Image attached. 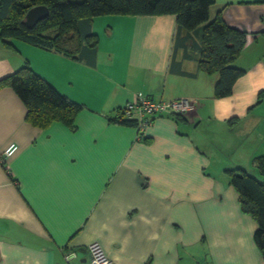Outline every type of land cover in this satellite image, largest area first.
Returning <instances> with one entry per match:
<instances>
[{
  "label": "crops",
  "instance_id": "1",
  "mask_svg": "<svg viewBox=\"0 0 264 264\" xmlns=\"http://www.w3.org/2000/svg\"><path fill=\"white\" fill-rule=\"evenodd\" d=\"M219 11L247 34L235 63L246 73L221 99L217 76L199 72L191 46L193 60L174 54L172 15L119 16L102 33L93 22L95 67L0 40V80L28 61L85 106L75 131L60 123L40 130L14 91L0 90V264H87L94 242L112 264H264L257 224L226 175L258 176L254 161L264 155V0H216L210 18ZM139 93L196 105L178 123L159 118L139 135L111 122ZM10 144L19 150L3 166Z\"/></svg>",
  "mask_w": 264,
  "mask_h": 264
},
{
  "label": "trees",
  "instance_id": "2",
  "mask_svg": "<svg viewBox=\"0 0 264 264\" xmlns=\"http://www.w3.org/2000/svg\"><path fill=\"white\" fill-rule=\"evenodd\" d=\"M216 0H0V40L11 46L20 41L41 50L54 52L69 59L95 67L98 59L99 36L93 22L103 16H168L176 17L174 54L188 47L194 50L199 72L217 76L214 96L232 95L236 82L246 71L235 63L246 46L247 34L229 27L219 11L210 18ZM45 6L49 17L33 28L23 21L34 7ZM195 36L199 42L195 41ZM264 38V31L262 32ZM11 88L26 107V121L32 127L46 130L60 123L75 131L76 120L85 106L62 94L53 84L39 75L26 61L14 73L0 80V90ZM159 102L151 96L137 94ZM162 101V100H161ZM164 101V100H163ZM170 118L177 123L182 116ZM159 119V118H158ZM156 120V119H155ZM111 122L126 127L136 126L118 115ZM141 137V136H140ZM142 138V137H141ZM3 158V156H2ZM1 163L5 166V160ZM255 176L242 168L228 169L229 184L238 194L241 211L257 224L254 242L264 258V155L254 161ZM11 175V174H10Z\"/></svg>",
  "mask_w": 264,
  "mask_h": 264
},
{
  "label": "built area",
  "instance_id": "3",
  "mask_svg": "<svg viewBox=\"0 0 264 264\" xmlns=\"http://www.w3.org/2000/svg\"><path fill=\"white\" fill-rule=\"evenodd\" d=\"M195 105L194 100L187 98L156 102L150 98L138 95L120 109L119 115L124 120L134 122L139 135H141L153 125L155 119L178 115L184 116L193 111ZM18 150V145L10 144L5 150L2 160L11 158ZM88 251L90 261L87 264H112L111 259L104 252L99 242L91 243ZM75 257L74 253L67 255L65 257L66 262L70 263Z\"/></svg>",
  "mask_w": 264,
  "mask_h": 264
},
{
  "label": "water",
  "instance_id": "4",
  "mask_svg": "<svg viewBox=\"0 0 264 264\" xmlns=\"http://www.w3.org/2000/svg\"><path fill=\"white\" fill-rule=\"evenodd\" d=\"M49 17V10L45 6L34 7L27 13L23 24L28 28H33L40 21Z\"/></svg>",
  "mask_w": 264,
  "mask_h": 264
},
{
  "label": "rangeland",
  "instance_id": "5",
  "mask_svg": "<svg viewBox=\"0 0 264 264\" xmlns=\"http://www.w3.org/2000/svg\"><path fill=\"white\" fill-rule=\"evenodd\" d=\"M113 19H118L117 23H120L119 21L122 18H119V16H103V17H97L94 19L95 23V30H99V32H104L107 26V23H113ZM115 21V20H114ZM34 58L38 59V56H34Z\"/></svg>",
  "mask_w": 264,
  "mask_h": 264
}]
</instances>
